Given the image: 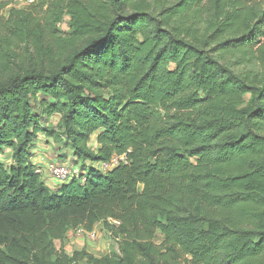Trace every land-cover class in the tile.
Here are the masks:
<instances>
[{
  "label": "trees",
  "instance_id": "trees-1",
  "mask_svg": "<svg viewBox=\"0 0 264 264\" xmlns=\"http://www.w3.org/2000/svg\"><path fill=\"white\" fill-rule=\"evenodd\" d=\"M32 1L0 0V264H264V0ZM41 133L127 163L53 189ZM99 224L118 252L57 249Z\"/></svg>",
  "mask_w": 264,
  "mask_h": 264
},
{
  "label": "rangeland",
  "instance_id": "rangeland-1",
  "mask_svg": "<svg viewBox=\"0 0 264 264\" xmlns=\"http://www.w3.org/2000/svg\"><path fill=\"white\" fill-rule=\"evenodd\" d=\"M30 4V3H29ZM28 3L22 1H16L10 8L5 11L4 16L8 17L10 11L12 9H23L26 8ZM67 21H65L64 25L62 26L63 29L67 28ZM239 71H242L243 69L238 68ZM58 123V118H52L47 124L45 125L46 128L50 130H54ZM91 147L96 149L97 145L94 141H91L90 143ZM60 144H56V142L52 138H48L47 135H44V133L39 134L36 141V146L34 148V151L36 152L37 156L40 158L39 162L37 161L35 166L38 169L47 170V167L50 163H56L58 160V154H61L58 152L60 148ZM45 148V150H43ZM43 150V152H42ZM35 155V154H34ZM11 153H8L2 161H10ZM62 158H64V164L66 165H74L78 167H82L83 163L80 162L75 165L76 160L71 157V153L68 154L65 152L61 155ZM70 159L69 161H67ZM40 169V170H41ZM51 178V177H50ZM52 179V178H51ZM54 179V178H53ZM59 185V187L62 185L61 182H58L56 179H54ZM95 233V239L88 238V236L80 235L76 231L70 232V234L63 240L56 242L57 249L62 252H66L69 255H72L76 251H86L92 255H94L97 258L103 257L107 254H111L114 252H118L119 250V243L117 240L111 238L110 233H108V230L102 225L99 224L96 226L95 230L91 233ZM163 241V236L159 233L157 238V243L160 244ZM84 264V263H83Z\"/></svg>",
  "mask_w": 264,
  "mask_h": 264
},
{
  "label": "built area",
  "instance_id": "built-area-1",
  "mask_svg": "<svg viewBox=\"0 0 264 264\" xmlns=\"http://www.w3.org/2000/svg\"><path fill=\"white\" fill-rule=\"evenodd\" d=\"M14 1L15 2L24 1L28 4L29 3L31 4L33 2L32 0H14ZM121 163H127L125 156H115L108 162H102L94 165L89 162H86L85 164H83L82 167H78L74 165L70 166L66 164L50 163L49 166L47 167V174L61 183H68L73 179L80 180L81 183H86L87 180L89 179V173H88L89 167H93L99 172L106 173L113 170ZM40 169L37 168L36 171L40 174H43L44 171ZM110 222L116 226L120 224L119 221L112 219L110 220ZM76 232H78V234L80 235L88 236V238L95 239V233L93 234L86 233L82 228L77 229Z\"/></svg>",
  "mask_w": 264,
  "mask_h": 264
},
{
  "label": "crops",
  "instance_id": "crops-1",
  "mask_svg": "<svg viewBox=\"0 0 264 264\" xmlns=\"http://www.w3.org/2000/svg\"><path fill=\"white\" fill-rule=\"evenodd\" d=\"M43 150H45V148ZM43 150H42V152H43ZM35 151H34V154L35 155L33 156V163L36 164L37 161L39 162L40 158L37 156V154H36ZM69 160L70 159H68L67 161H69ZM43 177H44V179H46V182H47V184H48L49 187H51L53 189L59 188V185H57L56 181L50 175L47 174V170H44V176Z\"/></svg>",
  "mask_w": 264,
  "mask_h": 264
}]
</instances>
